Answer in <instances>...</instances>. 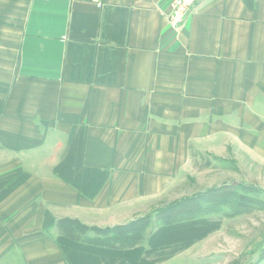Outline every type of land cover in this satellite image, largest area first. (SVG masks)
<instances>
[{
    "label": "crops",
    "instance_id": "0c3cea01",
    "mask_svg": "<svg viewBox=\"0 0 264 264\" xmlns=\"http://www.w3.org/2000/svg\"><path fill=\"white\" fill-rule=\"evenodd\" d=\"M172 1L0 0V183L28 177L0 201V264H73L63 221L221 186L233 168L199 164L264 130V0H204L181 28Z\"/></svg>",
    "mask_w": 264,
    "mask_h": 264
},
{
    "label": "rangeland",
    "instance_id": "374dc122",
    "mask_svg": "<svg viewBox=\"0 0 264 264\" xmlns=\"http://www.w3.org/2000/svg\"><path fill=\"white\" fill-rule=\"evenodd\" d=\"M203 1L200 0L194 7L200 6ZM189 15L180 28L186 23ZM254 135L247 143L232 145L225 155L208 157V163L202 161L199 164L202 167L212 164L217 167H224L223 164L232 167L233 174L221 176L226 179L225 184L193 195H184L175 202L169 199L167 207L199 195V200L195 199L189 202L190 204L185 200L186 211L180 215L174 213L170 216L171 213L168 212V215L162 216L163 220L158 218L159 211L167 207L151 212L153 223L144 234L145 241L140 243V246H145L146 250L149 249L147 242L149 236L157 232L161 226L165 225V222L171 220L175 222L178 218H185L191 224L200 225V229L190 233L186 229L176 228L173 232H168L171 233L169 235L171 241L174 238L178 239V236L179 239L193 236L196 241H191L189 246L182 249L172 248L158 252L148 258L150 262L154 264H264V130H257ZM65 170H69V166H66ZM214 189H221V191L211 194ZM2 195L0 193V198H3ZM190 205L192 207H189ZM143 217L139 216L135 220ZM76 223L80 222L78 220L65 222L66 237L72 242L78 241L90 247L94 244H102L104 247L127 248L122 243L113 242L112 236L105 237L92 230L84 232L85 230ZM75 260L78 264H93L91 260L87 262L79 257Z\"/></svg>",
    "mask_w": 264,
    "mask_h": 264
},
{
    "label": "trees",
    "instance_id": "16d2710c",
    "mask_svg": "<svg viewBox=\"0 0 264 264\" xmlns=\"http://www.w3.org/2000/svg\"><path fill=\"white\" fill-rule=\"evenodd\" d=\"M27 178L28 177L26 175H22L18 176L15 179L12 178L1 182L0 193L3 194V198H0V201H2L5 197L10 195L19 186H21L27 180ZM101 179L105 181L106 174H102ZM74 182L75 185H77L79 189L81 188V190L87 193V195L91 197L95 195V192L92 194H88V192L90 193V191L95 187L92 184L93 182L90 179V175H88L86 178L83 175L82 178H78L77 180H74ZM220 191L221 189H214L213 193L211 194H217ZM198 196L190 198L189 200H185L188 204H190L189 202L195 199L199 200ZM201 197H203V195ZM185 200L174 203L169 207L160 210L158 218H163L162 216H164V214H167L168 212L171 213L170 216H173L174 213L179 215L180 213H184L186 211L184 207L186 204ZM189 207H192V205H190ZM152 216L153 214L151 213L147 216H144L142 219L135 220L124 226L106 229L87 227L82 225L81 223H76L79 224V227L85 230L84 232L92 230L93 232H97L105 237L112 236L113 238L111 240L113 242L122 243L127 248L104 247V245L102 244H94L90 247L78 241L72 242L67 237L61 238L60 241L61 244H63V246L65 247V250L77 252V254H73L71 258L69 257L73 264H78V262L75 260L77 257L87 262H89L88 260H91L93 264H154L152 263V261L150 262V260H148V258L153 256L154 254L158 252L168 251L172 248H175L176 250L177 248L182 249L183 247L189 246V244H191V241H196V238L193 236L183 239H179L178 236V239L174 238V240L171 241V239L169 238V235L171 233L169 234L168 232H173L176 228L186 229L188 232L190 231V233L193 231H199L200 229V225L191 224V222H189L188 219L185 218H178L177 220H175V222H173L172 220L170 222H165V225L161 226V228L157 232L151 234L147 240L149 249L146 250L145 246H140V243L144 242L146 239L144 238V234L145 232H147L146 230L150 229L153 223ZM66 221L71 222V220ZM66 221H63L62 224L65 225ZM158 238H160L161 240H159Z\"/></svg>",
    "mask_w": 264,
    "mask_h": 264
},
{
    "label": "built area",
    "instance_id": "2783aa9c",
    "mask_svg": "<svg viewBox=\"0 0 264 264\" xmlns=\"http://www.w3.org/2000/svg\"><path fill=\"white\" fill-rule=\"evenodd\" d=\"M200 0H173L171 3V12L169 16L170 23L175 28H180L188 14Z\"/></svg>",
    "mask_w": 264,
    "mask_h": 264
}]
</instances>
